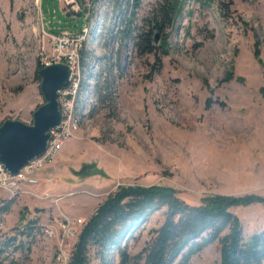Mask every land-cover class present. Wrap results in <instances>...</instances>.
Returning a JSON list of instances; mask_svg holds the SVG:
<instances>
[{"label": "rangeland", "instance_id": "rangeland-1", "mask_svg": "<svg viewBox=\"0 0 264 264\" xmlns=\"http://www.w3.org/2000/svg\"><path fill=\"white\" fill-rule=\"evenodd\" d=\"M157 1L0 0V124H31L44 102L36 74L49 57L51 35L87 30L78 129L60 148L67 155L58 160V151L36 172L40 182L38 172L59 163L57 172L70 178L62 180L65 185L79 182L52 194L50 177H43L46 203L10 198L0 189V205L10 201L0 216V240L25 220L36 221L30 236H16L22 247L6 249L3 264H58L59 211L85 221L119 185H171L190 204L208 193L264 196V0H231L223 16L217 0H182L180 14L164 31L168 54L153 64L151 54L135 51L133 35ZM229 72L232 78L224 80ZM62 199L74 213L63 210ZM22 207L27 211L19 221ZM230 210L244 236L264 230V203ZM163 211H142L127 221L114 244L88 250V264H119L121 252H138ZM51 224L54 233L47 235L43 230ZM184 264H218V243Z\"/></svg>", "mask_w": 264, "mask_h": 264}, {"label": "trees", "instance_id": "trees-1", "mask_svg": "<svg viewBox=\"0 0 264 264\" xmlns=\"http://www.w3.org/2000/svg\"><path fill=\"white\" fill-rule=\"evenodd\" d=\"M182 0H158L144 18L143 27L133 35V46L138 54H151L153 64L168 54L167 32L181 12ZM221 15L228 10L231 0H217ZM130 19H126L129 24ZM120 32L124 29H120ZM152 31L158 35L154 42ZM253 55L258 57V41L253 42ZM38 68L40 65L37 66ZM36 77L38 75L36 74ZM232 78L227 73L224 80ZM240 80V78H237ZM264 96V88L259 89ZM207 104V102H206ZM81 171L79 172V174ZM178 190L166 184L119 185L106 194L86 218L76 237L70 254V264H88L87 252L116 242L118 229L136 219L142 211L164 208L163 219L148 231V238L133 255L119 254V264H177L213 241L218 243V264H264V230L244 236L239 218L230 210L238 205L264 203V196L256 194H205L197 204H190L178 195ZM10 201L0 205V216ZM26 207L19 209L18 220H24ZM12 236L0 240V264L9 246L22 247L16 236H30L35 219H27ZM16 242V244H15ZM15 244V245H13Z\"/></svg>", "mask_w": 264, "mask_h": 264}, {"label": "built area", "instance_id": "built-area-1", "mask_svg": "<svg viewBox=\"0 0 264 264\" xmlns=\"http://www.w3.org/2000/svg\"><path fill=\"white\" fill-rule=\"evenodd\" d=\"M86 36L87 30L84 26L77 32H56L51 35L49 57L42 58L40 66L62 62L67 65L70 72L67 85L57 90L59 120L55 126L47 130L45 148L39 156L24 163L15 173L8 172L0 163V189L10 198L28 196L44 199L48 197L45 192L41 194L36 192L39 185L36 172L55 158L63 142L72 137L78 129L80 53ZM45 182L49 183L50 179L46 178ZM83 223L81 218H72L59 211L56 224L60 232L55 252L58 264H70L71 250ZM52 224L45 227L43 230L45 234L54 233Z\"/></svg>", "mask_w": 264, "mask_h": 264}, {"label": "water", "instance_id": "water-1", "mask_svg": "<svg viewBox=\"0 0 264 264\" xmlns=\"http://www.w3.org/2000/svg\"><path fill=\"white\" fill-rule=\"evenodd\" d=\"M157 37L154 33V42ZM37 74L44 102L32 112L31 124L12 119L0 124V163L10 173H15L24 163L43 152L47 130L59 120L57 90L67 85L69 69L62 62L51 63L40 67Z\"/></svg>", "mask_w": 264, "mask_h": 264}, {"label": "crops", "instance_id": "crops-1", "mask_svg": "<svg viewBox=\"0 0 264 264\" xmlns=\"http://www.w3.org/2000/svg\"><path fill=\"white\" fill-rule=\"evenodd\" d=\"M62 148V147H61ZM61 150V153H60V155H59V159L58 160H62L63 159V157H65L67 154H66V152H67V149L65 148V151L63 150V152H62V149H60ZM59 150V151H60ZM59 163H58V167H59ZM58 167L56 166H51V165H47V166H45L42 170H40L39 172H38V177L40 178V182H39V185L37 186V189H36V192L38 193V194H41L42 192H45L44 191V187L45 186H43L44 185V182H43V180H42V178L43 177H45V176H47V177H50V179H51V183H50V185H51V187H50V189H48L47 188V190H48V192L49 193H52V194H54V193H57L56 191L57 190H59V189H61V190H63V189H67V188H69L70 186H71V184L72 183H75V184H77L79 181H77V180H75V179H71L73 182L72 183H70V184H68V185H65L63 182H62V180L63 179H70L69 178V176L67 177V176H65L64 177V175H62L61 173H58L57 171H58ZM60 168V167H59ZM62 176V177H61ZM80 179V178H79ZM48 198V197H47ZM47 198H44V199H40V202L41 203H46V199ZM28 199H29V197H28ZM31 199V198H30ZM33 199H35V198H33L32 197V200ZM36 200V199H35ZM61 204H62V207H63V210H66L67 212H69V211H71V212H75V211H73V208H71L70 206H68V201H66V199H62V201H61ZM93 211V210H92ZM77 215V214H76ZM77 216H79V215H77ZM88 217V216H87Z\"/></svg>", "mask_w": 264, "mask_h": 264}]
</instances>
